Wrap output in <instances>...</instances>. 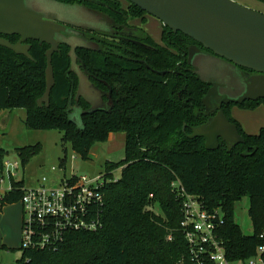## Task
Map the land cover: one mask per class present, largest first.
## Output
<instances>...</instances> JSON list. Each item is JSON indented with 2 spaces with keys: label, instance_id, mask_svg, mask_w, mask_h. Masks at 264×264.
<instances>
[{
  "label": "trees",
  "instance_id": "1",
  "mask_svg": "<svg viewBox=\"0 0 264 264\" xmlns=\"http://www.w3.org/2000/svg\"><path fill=\"white\" fill-rule=\"evenodd\" d=\"M58 1L101 12L123 32L113 40L108 34L84 30V37L98 47L76 50L78 65L103 94L106 107L91 112V105L78 98L79 78L72 70L71 47L65 44L53 55L50 105L40 107L38 101L47 88L50 45L28 40L32 59L0 46V110H26L27 129L63 133V151L70 144L83 161L111 134H124L125 159L105 164L107 180L117 170L121 177L102 189V228L71 232L53 250L21 248L17 264H195L181 228L183 199L175 184L208 211L223 212L224 225L218 233L228 260L236 264L256 257L264 245L260 237L264 233V129L257 135L246 134L230 116V107L236 105L230 104L223 110L245 143L228 152L221 141L218 150L209 151L203 138L189 137L216 112L206 111L203 99L211 85L193 74L188 52L195 45L212 52L165 26L162 44L157 43L132 24L148 14L128 0L126 9L119 0ZM1 37L12 44L20 40L18 35ZM261 104L264 100L238 106L253 109ZM75 107L82 111L81 126L71 118ZM17 152L25 166L40 148ZM5 155L0 149V172ZM24 189L23 181L12 180L11 190L0 198V211L20 202ZM244 198L249 199L252 235H245L236 219V205Z\"/></svg>",
  "mask_w": 264,
  "mask_h": 264
},
{
  "label": "water",
  "instance_id": "2",
  "mask_svg": "<svg viewBox=\"0 0 264 264\" xmlns=\"http://www.w3.org/2000/svg\"><path fill=\"white\" fill-rule=\"evenodd\" d=\"M31 1L0 0V46L32 59L28 40L50 45L46 53L47 88L44 96L38 101L40 107H49L51 91L55 85L52 60L53 55L60 51V46L65 44L71 47L73 71L81 69L76 56L78 48H97L76 44V33L72 29L75 27L60 18L61 15L57 11L78 5H68L57 0H37L48 1L45 11L40 12L30 6ZM128 1L159 20L174 33L181 32L212 52L207 53L196 45L191 46L188 52V63L193 68V74L202 82L211 85L203 99L207 113L213 109V101L219 104L213 119L207 125L194 128L189 137L203 138L209 151L218 150L220 141L226 143L228 152L236 145L245 143L238 127L226 116L223 106L264 100V13L233 0ZM12 35L20 36L16 44L1 37ZM78 36L84 37L80 33ZM200 61L211 62L210 75L206 76ZM244 71L253 72L255 75L247 79ZM77 76L80 77L78 73ZM103 109L92 107L91 112ZM185 127L186 125L184 129Z\"/></svg>",
  "mask_w": 264,
  "mask_h": 264
},
{
  "label": "rangeland",
  "instance_id": "3",
  "mask_svg": "<svg viewBox=\"0 0 264 264\" xmlns=\"http://www.w3.org/2000/svg\"><path fill=\"white\" fill-rule=\"evenodd\" d=\"M126 9L128 2L119 0ZM245 7L264 13V4L257 0H233ZM48 1L32 0L30 6L37 11H45ZM60 18L70 26L75 28L90 30L102 29L106 24L100 14L83 7L60 8ZM135 26L145 30L157 43L162 44L163 24L151 17L146 16L145 20L136 19L133 21ZM107 25V24H106ZM76 44L97 48V44L92 40L74 34ZM200 66L204 69L206 76L211 74L212 64L208 61H200ZM80 79L79 92L92 105V107H106L103 94L88 80L86 73L80 69L77 71ZM82 111L75 107L71 118L79 125L81 122ZM230 116L237 121L242 130L249 135H257L264 129V104L253 109L243 108L238 105L230 107ZM27 111L24 109L0 110V149L6 152L4 162L11 164L17 162L18 170L16 176L10 178L7 172L4 173V181L0 183V191H8L11 188L12 180L24 182L27 190H36L44 185L48 189L56 188L62 183L63 179H70L73 176H87L96 178L104 173L107 162L120 163L125 159V144L116 134H111L106 143L96 145V149L91 151L88 161H83L75 154L70 144H66L67 150L63 151V133L56 130L34 131L26 128L25 121ZM39 146L40 152L33 155L25 166L22 164L21 157L17 150ZM63 161L65 164L62 165ZM65 165V166H64ZM55 168V170H53ZM115 179L121 177V170H117L113 176ZM46 179L47 182H43ZM12 213H22L20 202L12 204ZM8 206V205H7ZM5 208V207H4ZM0 211L2 214L3 209ZM249 199L244 198L236 205V219L245 235H252L253 227L248 215ZM6 220L0 219V264H17L21 259L22 252L19 239L14 240L11 236L6 241V235H11V227L14 225V217L11 213L6 215ZM22 233V230H21ZM255 264H264V259L259 255L254 258Z\"/></svg>",
  "mask_w": 264,
  "mask_h": 264
},
{
  "label": "built area",
  "instance_id": "4",
  "mask_svg": "<svg viewBox=\"0 0 264 264\" xmlns=\"http://www.w3.org/2000/svg\"><path fill=\"white\" fill-rule=\"evenodd\" d=\"M18 168L17 162L13 164L5 162L0 172V183L4 181L5 172L13 178ZM118 180L119 178L107 180L105 174H100L96 178L73 176L70 179H63L56 188L48 189L44 185L36 190L25 188L20 201L24 214L21 248L53 250L71 232L98 231L102 228L100 221L104 203L102 189L110 181ZM43 182L47 180L44 179ZM175 187L178 196L183 199L181 228L190 248L192 262L235 264L228 260L223 242L219 238V229L224 225L223 212L208 211L201 202L188 195L182 186L175 184ZM260 237L264 239V233ZM259 255L264 257V245L259 247L256 257ZM254 258L236 264H255Z\"/></svg>",
  "mask_w": 264,
  "mask_h": 264
},
{
  "label": "crops",
  "instance_id": "5",
  "mask_svg": "<svg viewBox=\"0 0 264 264\" xmlns=\"http://www.w3.org/2000/svg\"><path fill=\"white\" fill-rule=\"evenodd\" d=\"M106 25V24H105ZM103 25V26H105ZM75 29V28H74ZM77 29V28H76ZM81 29V28H79ZM83 30V29H81ZM97 30V29H96ZM80 67V66H79ZM81 68V67H80ZM79 68V69H80ZM75 73L77 74L78 72L75 70ZM88 77V76H87ZM89 80V78H88ZM90 81V80H89ZM91 83V82H90ZM79 85H80V77H79ZM77 96H81L83 99L84 98V95L81 94L79 92V87H78V91H77ZM88 101V100H87ZM118 137L117 139L119 138V140H121L122 142L125 143V136L124 134H116ZM97 146H95L93 149H96ZM93 149H92V152H93ZM6 193V191H0V198ZM21 204V203H20ZM13 207V205H8V206H5V208L3 209L2 211V214L0 215V219H2L3 221H5L7 218H6V215H8L9 213L12 214V216L14 217V225L11 227L10 230H12L11 232V235H6V241L9 240V238L11 239V236L14 238V240H17L19 239V244H20V248H21V242H22V233H21V230H22V224H23V217H24V214H23V208H22V205H21V210H22V213L20 214V211L18 213H12L10 208ZM264 259V257H263Z\"/></svg>",
  "mask_w": 264,
  "mask_h": 264
},
{
  "label": "flooded vegetation",
  "instance_id": "6",
  "mask_svg": "<svg viewBox=\"0 0 264 264\" xmlns=\"http://www.w3.org/2000/svg\"><path fill=\"white\" fill-rule=\"evenodd\" d=\"M58 1V0H57ZM59 2V1H58ZM78 6H83V5H80V4H78ZM84 7V6H83ZM87 8V7H86ZM89 9V8H88ZM90 10H92V9H90ZM92 11H94V12H96L97 14H100L101 16H102V19H104L103 21L104 22H106V24L107 25H105L104 26V30H101V29H97V30H95L94 32H96V33H99V34H108V36L111 38V39H113V40H117V39H114V38H121V36H122V34H123V32H120V31H118V30H116V26H115V24L113 23V20L111 19V18H109V17H107L106 15H104L103 13H101V12H98V11H95V10H92ZM67 26V25H66ZM70 27V26H69ZM73 30H74V32L76 33V35H78V33H80L81 35H83V31L84 30H81V29H74V28H72ZM114 37V38H113ZM245 73H246V78L248 79V78H250L251 76H253V75H255L254 73H250L249 71H244ZM210 90V89H209ZM213 104H214V106H213V109H211L210 110V112L212 113V112H216L217 113V106L219 105L217 102L215 103L214 101H213ZM224 107V106H223ZM221 142V141H220Z\"/></svg>",
  "mask_w": 264,
  "mask_h": 264
}]
</instances>
